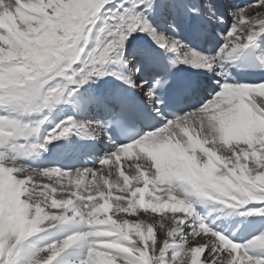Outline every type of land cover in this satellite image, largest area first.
I'll use <instances>...</instances> for the list:
<instances>
[{
    "label": "snow or ice",
    "instance_id": "obj_1",
    "mask_svg": "<svg viewBox=\"0 0 264 264\" xmlns=\"http://www.w3.org/2000/svg\"><path fill=\"white\" fill-rule=\"evenodd\" d=\"M159 7L160 0H0V264H69L70 255L78 257L76 264H264V234L237 243L194 215L197 203L233 209L264 203V132L257 130L264 126V96L254 91H264V82H223L220 87L218 81L220 90L199 107L164 120L139 138L133 134L131 142L105 154L95 168L41 170L18 162L37 147L24 142L46 121L32 125L22 118L56 105L66 89L75 103L95 105L105 118L67 117L40 148L70 133L87 132V138L96 139L102 132L112 142L108 127L128 132L123 117L131 104L126 96L80 101V89L93 77L114 76L138 90L152 114L163 119L167 113L159 107L160 93L178 64L211 71L217 63L240 62L264 70V54L252 63V49L264 37V0L231 14V28L215 55L198 53L153 27L149 17ZM102 9L105 23L95 35ZM187 14L198 18L197 33L224 22L212 3L203 9L192 6ZM67 25L76 29L75 43L57 39ZM177 28L168 25L172 33ZM133 33L146 34L155 48L141 46L125 56V43L136 39ZM90 36L96 48L84 59ZM117 50L114 60L110 54ZM157 50L165 58L169 52L176 57L167 61V71L148 76ZM38 56L45 58L38 63ZM112 63L121 69L106 67ZM192 91L178 85L175 95ZM238 112L242 124L235 123ZM141 212L171 217V226L165 231L161 223L120 216ZM57 224L69 233L63 239L39 247L29 242Z\"/></svg>",
    "mask_w": 264,
    "mask_h": 264
},
{
    "label": "bare ground",
    "instance_id": "obj_2",
    "mask_svg": "<svg viewBox=\"0 0 264 264\" xmlns=\"http://www.w3.org/2000/svg\"><path fill=\"white\" fill-rule=\"evenodd\" d=\"M209 2V0H160V7L157 11L149 17L150 22L153 27L157 28L159 31H164L168 35H175V38L180 40L179 37L185 36L184 27L188 23H197L198 18L193 16H188L187 9L195 6L197 8L203 9L204 6ZM235 4L231 3L230 0L222 3L221 8L227 9L234 7ZM107 9V6H105ZM108 11H115V9H108ZM106 11L102 9L101 13L98 14V18L95 21L93 26V32L95 35H99V30L104 26ZM231 15V14H230ZM229 15V16H230ZM232 19V15H231ZM169 23L178 25L177 31L172 33L168 29ZM230 24L227 31L231 28ZM136 37L135 40H132L131 44L125 43L124 46V55L128 56L129 51L136 50L137 48L143 46L148 48H155L152 40L143 33H133ZM224 35L216 36L221 40V46L224 44ZM261 37L258 41L263 39ZM131 40V37H129ZM257 41V42H258ZM184 43V42H183ZM186 44V43H184ZM188 45V44H187ZM86 52L82 54V58H87V53L92 52L96 48V40L94 36H90L87 44L85 45ZM198 53H202L199 50H195ZM162 51V50H157ZM156 51V52H157ZM155 52V53H156ZM172 53V52H171ZM203 54H209V51ZM115 60L117 53L110 54ZM78 65L82 67L80 62H77ZM235 65V62H223L217 63L214 68L209 71L204 68H194L187 64L181 63L183 69L195 77H208L214 79V84L217 86V82H220V87L223 83V75H229L232 71V67ZM74 68L76 65L73 66ZM110 70H120L121 65L119 63H112L107 65ZM224 69L223 75L221 74ZM225 82V81H224ZM213 84V81L210 82ZM113 86H120L124 88L127 92L136 94V96H141L142 94L131 88L129 85L123 84L121 80H117L114 76H104L101 78L93 77L88 84L84 85L79 93L80 101H86L89 97H104L109 96ZM218 87V86H217ZM220 88L218 87V91ZM263 91L261 95H263ZM103 111V110H102ZM101 111V112H102ZM67 117H72L76 121H87V120H96L104 119L101 117L100 109L95 105L88 103L77 104L74 102L73 97L67 96V89L65 90L64 96L61 97V101L56 105L45 108L41 112L29 113L25 115L22 119L25 122H28L32 125L39 122L41 119H45V123L41 126L40 132L33 137H30L25 141V147L30 145H37V147L31 151L27 156L19 159V163L31 167L34 169L47 170L48 159L54 155H58L64 159L72 158L76 156L79 159L80 164L76 169H87L95 168L97 166V161L104 157L105 154L112 153L118 147H112L107 153L98 152L97 155H93L95 152L99 151L101 148L104 149V146L107 145L105 136L101 134L96 139L87 138V132H81L79 135L75 133H70L67 137L61 138L60 140H53L51 143L46 145V150L39 147V145L44 144L48 134L55 128V126L62 120ZM142 134H146L143 132ZM23 139V138H21ZM227 155V153H225ZM86 160H90L89 164H84ZM55 165V164H54ZM57 166V165H56ZM54 166L55 168H58ZM45 167V168H44ZM53 168V167H50ZM49 168V169H50ZM60 169V168H58ZM62 171H72L75 169H60ZM254 202V201H252ZM238 209V210H237ZM252 212L254 215H241L240 213ZM260 214L263 212L256 207L251 206L250 209L241 211L240 208H227L224 205H220L216 202H203L194 204V215L202 218L213 230L220 232L225 235L227 238L232 239L237 243H245L248 240L254 238L257 235L263 234L264 232V217ZM121 219H143L148 223H161L164 225L165 231L171 226V217L159 216V214H148L141 212L139 216L130 215L125 216L120 214ZM191 222V219H190ZM63 225H56L55 227L48 228L45 232L37 233L34 236L29 238V242L33 243L35 246H46L51 242H56L61 240L68 234H63L65 231H59V227ZM59 231V232H58ZM163 234V233H162ZM163 239V235L160 236ZM69 259V264H76L78 257L71 255Z\"/></svg>",
    "mask_w": 264,
    "mask_h": 264
},
{
    "label": "rangeland",
    "instance_id": "obj_3",
    "mask_svg": "<svg viewBox=\"0 0 264 264\" xmlns=\"http://www.w3.org/2000/svg\"><path fill=\"white\" fill-rule=\"evenodd\" d=\"M96 21V20H95ZM231 24H232V19H231V22H230ZM255 91V93H256V95H259V96H264V93H263V95H261V90H259V89H255L254 90ZM264 92V91H263ZM235 123L236 124H242L243 123V119H242V114L240 113V112H238L237 114H236V118H235ZM258 131H262V132H264V126H260L258 129H257ZM253 205H255V207L257 208V209H259V210H261L263 213H264V203H262V202H259V201H254V202H250V204L249 205H244V206H241V207H239L240 208V210L241 211H244V210H248V209H250L251 208V206H253ZM238 210V209H237ZM111 214V213H110ZM65 226H61V227H59V231H62L63 230V228H64ZM58 231V232H59ZM63 234H69V233H67V232H65V233H63ZM263 234H264V232H263ZM163 234H160V236H162ZM66 237V236H65ZM63 239V238H62ZM72 250L70 249L69 250V252H71ZM71 256V255H70ZM70 256L68 257V258H70ZM69 260V259H68Z\"/></svg>",
    "mask_w": 264,
    "mask_h": 264
},
{
    "label": "clouds",
    "instance_id": "obj_4",
    "mask_svg": "<svg viewBox=\"0 0 264 264\" xmlns=\"http://www.w3.org/2000/svg\"><path fill=\"white\" fill-rule=\"evenodd\" d=\"M63 31L65 33V35L63 37H57V39H61V40H67V39H73L74 43L77 40V37L73 36V33L76 31L75 27L72 25H67L63 27ZM55 52H47L46 55H55ZM45 57L44 56H38L36 57L37 62L39 63L40 61H42Z\"/></svg>",
    "mask_w": 264,
    "mask_h": 264
}]
</instances>
